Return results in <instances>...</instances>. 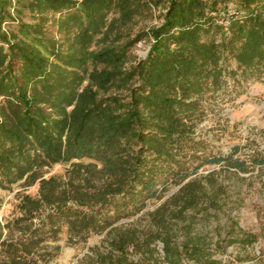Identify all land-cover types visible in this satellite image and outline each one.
<instances>
[{
  "label": "trees",
  "instance_id": "obj_1",
  "mask_svg": "<svg viewBox=\"0 0 264 264\" xmlns=\"http://www.w3.org/2000/svg\"><path fill=\"white\" fill-rule=\"evenodd\" d=\"M153 8L161 24L137 30ZM140 40L149 50L133 60ZM228 76L264 79V0H0V188L38 185L0 221V264H49L63 225L71 244L104 235L90 264H136L129 249L153 258L158 241L154 264H215L207 237L179 222L217 200L174 167L203 143L195 128ZM56 164L65 174L48 176ZM170 180L181 186L149 225H117Z\"/></svg>",
  "mask_w": 264,
  "mask_h": 264
},
{
  "label": "rangeland",
  "instance_id": "obj_2",
  "mask_svg": "<svg viewBox=\"0 0 264 264\" xmlns=\"http://www.w3.org/2000/svg\"><path fill=\"white\" fill-rule=\"evenodd\" d=\"M161 12V8H153L147 18L140 20L136 29L160 25ZM149 47L148 40L138 41L132 48L133 60L146 56ZM229 64V69L237 68L234 60H230ZM227 81L226 91L209 100L210 108L195 128L194 135L203 143L186 147V157L182 159L181 166L174 167L179 173L190 174L186 181L200 180L217 202L209 208L207 203H202L196 209L189 210L187 220L180 221L179 225L184 227L192 222L194 232L207 237L213 258L217 260L215 264H264V163H256L257 160L264 161V79L234 82V78L228 76ZM215 157L240 160L247 170L242 172L230 167V160L211 162ZM67 168L68 165L56 164L47 169V175H64ZM163 182H166V178ZM166 185L161 199L148 200L141 213L122 218L117 225H149V212L181 186L179 181L171 180ZM24 193L37 196L38 185L25 189L18 182L11 188H0L2 224L20 215L18 203ZM67 228L63 225L59 239L47 243L48 246H59V249L52 250L54 255L49 264H90L89 256L94 255L92 249L106 246L102 243V234L93 235L85 242L71 244L68 242ZM4 233H7L5 228ZM18 234L16 232L15 236ZM247 234L256 236L252 244L246 243ZM183 238L180 233L179 241ZM151 247L154 248L153 258L130 248L129 261L136 264L162 261L163 244L158 241ZM182 264H194V261L184 259Z\"/></svg>",
  "mask_w": 264,
  "mask_h": 264
}]
</instances>
